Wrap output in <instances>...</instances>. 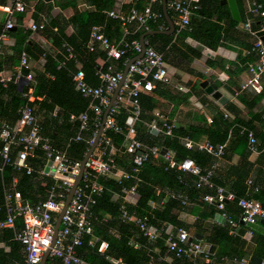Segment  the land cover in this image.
Listing matches in <instances>:
<instances>
[{
    "label": "built area",
    "instance_id": "built-area-1",
    "mask_svg": "<svg viewBox=\"0 0 264 264\" xmlns=\"http://www.w3.org/2000/svg\"><path fill=\"white\" fill-rule=\"evenodd\" d=\"M114 1V7L106 14L109 18L118 20L122 27L136 25L138 29L146 32L150 31L149 25L154 24L157 26V31L168 30L161 14L152 8L153 3L158 0H149V3L142 8L138 6L141 0ZM164 2L166 11L175 18L174 36L176 37L182 30L189 27L193 13L199 10L200 0H164ZM25 11L24 0H12V6L8 13H24ZM248 14L259 19L257 30L251 28L249 20L244 24L245 30L254 37L249 53L254 54L256 59L248 64L249 77L241 86V89L259 93L264 80V10L259 3L249 0ZM12 27L13 22L8 17L0 31V42L6 39L7 32ZM44 29L43 24H31L29 26L32 33L41 32ZM94 43H98L99 48L105 52L106 56L114 60L120 59L129 51L134 53V57L142 52L139 41L127 43L121 40L118 43H113L96 28H93L90 34L87 45L89 50L93 49ZM144 46L142 57L134 60L129 65L103 125L104 111L122 80L123 71H114L110 67L105 72L99 71L97 73L99 79L97 86L90 85L86 81L84 72L81 69L73 74L74 87L83 98L89 100L88 110L93 115L91 119L87 112L77 116H69L71 121L79 122L78 134L74 141H85L87 149L84 156L89 151L100 128L101 133L96 148L85 163L80 183L74 190L71 201L62 215L61 224L53 245L55 222L78 175L80 161L69 159L66 151L57 149L50 143L49 139L39 135L33 108L28 104L19 110V118L15 125L10 126L5 123L0 125V165H12L15 169H23L27 174H30L32 169L28 164V159L33 157L34 148L39 146L45 159V164L39 171V175L48 177L54 182L50 188L48 198L37 204L25 202L20 192L16 190L8 191L4 195L0 211H4L5 217L0 220V229H12L14 240L22 245L24 259L20 264H40L47 250H49V254L45 264H88L78 257L76 250L81 245L83 236L92 233L89 222L90 207L94 204L95 198L100 197L103 193V187L97 179L113 178L120 183L129 177L114 164L113 156L119 153H125L131 157L132 173L134 174L140 171L148 158L157 159L161 157L167 163L168 168L197 176L198 185L203 184L214 189V193L204 195L202 201L214 205L221 217L226 218L231 227L235 226L236 223L226 216L225 202L236 203V207L240 211L239 220L243 225L249 227V235L252 233L250 227L254 226L259 220L264 221V208L258 200L251 197H237L225 188L213 186L210 183L209 178L212 175L214 166L211 169L204 170L188 158L178 161L175 154L164 147L158 145L147 146L138 140L136 124L141 122L140 95L151 93L157 82L167 83L169 81V73L163 55L155 51L147 42H144ZM62 48L67 52L68 59L74 57L73 50L67 44H62ZM128 63L127 60L125 66ZM28 68L29 58L26 53L22 52L19 69L22 71ZM19 78H23L27 82V90L23 94L27 103L41 101V97L33 95L34 76L32 73L22 76L19 72L15 79ZM7 80L9 79H6L0 72V84L5 85ZM179 89L182 88L179 87ZM121 111L127 113L124 127H120L115 120V117ZM207 121L210 123L211 118H207ZM175 124V120L168 119L165 113L158 109L153 111V118L149 122L143 123L147 131L153 136H164L170 139L175 137L173 134ZM107 131H112L124 137L120 147L113 144L106 135ZM239 132L246 133L249 153L259 154L260 149L253 134L244 128H240ZM83 133H89L88 138L83 139ZM182 142L187 150L196 147L216 158H220L224 154L225 145L213 146L207 142L196 143L187 138L182 139ZM19 147L20 150L16 152L15 157L11 158V150ZM163 150H165L164 153H162ZM123 192L124 196L136 195L135 187ZM120 220L135 225L142 236L150 241H155L164 233L165 244L176 258L192 259L203 254L206 260L213 261L215 259V257H209L201 243L195 241L183 229L157 230L148 224L147 217L140 218L134 213H128L123 205L120 208ZM17 221L20 223L19 229L15 228ZM89 245L95 247L96 253L103 256L109 248L108 242L96 239L91 240ZM241 263L246 264L247 262L242 261Z\"/></svg>",
    "mask_w": 264,
    "mask_h": 264
},
{
    "label": "crops",
    "instance_id": "crops-1",
    "mask_svg": "<svg viewBox=\"0 0 264 264\" xmlns=\"http://www.w3.org/2000/svg\"><path fill=\"white\" fill-rule=\"evenodd\" d=\"M221 1L216 3L215 0H201L200 9L193 13L189 27L182 30L175 38L173 37L171 41L173 47L164 51L161 49L167 65L169 81L167 83L157 82L154 91L148 95L154 100L155 110H161L166 115L173 114L178 126L179 124L200 126L206 131H212V121L209 123L207 118L212 119L217 115L230 124L228 135L221 143L225 145L226 156L223 158L213 156L216 168L211 181L234 195L251 196L260 201L264 207V80L259 93L241 89L249 77L248 64L256 59L254 54L249 53L254 37L245 30L244 24L249 20L251 24L258 26V20L255 21L253 19L255 17L248 14L249 0H234L237 19L232 15L229 5L222 4ZM258 2L264 10V0H258ZM156 3L158 1L152 5L154 11L157 8ZM24 4L26 7L24 13L9 14L12 0H0V26L2 25L3 28L8 17L13 22V27L7 33L6 39L0 42V72L6 79H9L6 84L14 81L18 88L27 85L23 78L15 79V76L22 72L19 69V54L24 52L28 56L29 68L27 70L29 73L34 76L37 72H42L45 60L38 55L37 50L44 51L50 56L60 53L51 39L52 34L49 33H57V28H51L52 22L57 20L60 22L59 25L63 26L61 20L70 19L75 12L94 11L93 0H50L47 2L24 0ZM159 7L162 11L161 1ZM167 14L175 31V18L168 12ZM109 19L92 29L96 28L100 33L105 34L107 24L111 22ZM31 24H43L47 33L30 32ZM111 29L113 33L124 37L129 34L130 30H132L131 33L140 30L136 25H129L125 28L117 26ZM73 32V27L67 26L64 30V38L70 39ZM144 42L147 41L144 39ZM155 46L161 47V42L156 41ZM70 48L73 50V47ZM75 53L78 57L75 67L77 70H82V56ZM104 64V60H97L99 68H102ZM50 79H52L51 76ZM202 82H207L208 86L219 91L227 99L226 103L220 105L207 95L200 87ZM225 86L231 92L224 88ZM179 87L182 89L180 90ZM3 99L8 103L11 101L9 96H4ZM38 118L42 121L43 113L38 115ZM199 119H203L204 122L200 124ZM240 128L248 129L253 134L260 146L259 154H250L243 138L231 139L232 134ZM60 136L63 137L62 134ZM208 141L207 135L201 134L195 142L208 143ZM189 174L186 176L197 177ZM249 181L251 183H248ZM197 186L207 185L197 184ZM166 195L173 194L167 192ZM139 198L136 193L135 196H124L122 200L127 204L136 205ZM111 199L118 201L119 197L113 195ZM24 201L30 203L27 200ZM226 205H228L226 216L236 223L235 226L231 227L227 219L214 210L212 204L200 199L175 208L174 221L176 225L185 229L190 237L200 242L210 257H222L224 260L220 264H242V261L248 263L252 255L264 258V221L259 220L250 227L252 233L249 235V227L239 220V209L234 206L233 202H226ZM151 207L157 206L151 203ZM105 218L108 217L105 216ZM15 228H20L19 221L16 222ZM165 229L172 231L175 228L169 224ZM109 234L112 236L111 243L121 241L122 245L126 243V245H132L134 249L141 250L145 254V264H176L165 244L164 233L155 241L147 239L151 244L160 243V246L153 249L142 246L138 239L139 235L135 236L136 239L128 238L126 241L124 238L121 240L116 231H110ZM11 243V238L0 240V249L6 254L0 259V264L18 263L12 255H9ZM19 257L24 259L23 247ZM189 262L191 264H213V261L206 260L203 254Z\"/></svg>",
    "mask_w": 264,
    "mask_h": 264
},
{
    "label": "trees",
    "instance_id": "trees-1",
    "mask_svg": "<svg viewBox=\"0 0 264 264\" xmlns=\"http://www.w3.org/2000/svg\"><path fill=\"white\" fill-rule=\"evenodd\" d=\"M160 1L161 0H158V3H156L157 8L155 11L161 14L162 20L168 26L163 11H161L159 7ZM215 1L216 3L219 2V0ZM253 1L259 3L258 0ZM148 2L149 0L139 1V8L144 7ZM92 5L94 8L92 12L85 10L82 12H75L70 19H62L61 23L63 26H60V22L57 20L52 22L51 28H57V33H49L52 34L51 39L53 43L57 49L60 50L59 54L50 56L44 51L37 50L38 55L44 58L45 64L43 66V71L37 72L34 75L33 95L35 97H41V101L27 103V100L23 97V94L27 90L26 86H22L21 89H19L14 81L6 85L0 84V125L2 123L10 126L15 125L19 118V110L28 104L33 108L39 135L49 139L50 143L57 149L66 151L69 159L73 161H81L84 158L87 145L84 140L78 142L74 141V138L78 134L79 122L71 121L69 116H77L83 112H87L90 119L93 118L92 112L88 110L89 100L83 98L78 91H76L72 80L73 74L77 71L75 64L78 61V57L75 52L82 56L81 64L85 79L93 86L99 84L97 75L99 71L105 72L108 67L112 68L114 71H123L125 62L134 58V53L129 51L118 60L110 59L106 56L105 52L99 48L98 43H94L92 50L88 49L87 45L90 40L92 27H96L109 19L106 12L113 7L114 0H93ZM169 14L171 15V13ZM253 19L259 22V19ZM109 20L111 22L107 24L105 28L106 33L103 34V36L113 43H118L121 40L127 43L139 41L140 37L145 33L142 30L131 33L132 30H130L126 37L118 33L115 34L111 28H116L117 26H121V24L118 20ZM67 26H72L74 30L70 39L64 38V30ZM250 26L253 30H257L258 28L257 24L250 23ZM149 27L151 31H157L156 25L150 24ZM9 31L7 33H9ZM41 32L47 33V30L44 29ZM173 37L175 38L174 35L171 37V35L156 34L147 36L145 40L155 51L162 54V50H169L173 47L171 43ZM65 41L67 43H65ZM156 41L161 42V47L155 46ZM62 44L73 47L74 57L72 59H67V52L62 48ZM26 52L27 54L29 53L28 48ZM18 57L20 62L21 53ZM98 59L105 61L102 68H99L97 65ZM21 73L22 76H25L29 71L23 69ZM50 76L52 79H50ZM148 94H141L139 98L142 111L140 116L141 122L136 124L138 140L147 146L158 145L172 151L178 161L188 158L204 170L211 169V167L216 164L215 158L196 147L190 150L185 149L182 139L187 138L195 142L197 137L201 134H206L209 144L213 146L222 145L221 143L224 142L228 135L230 124L224 122L222 118L217 115L211 119L212 131H206L200 126L194 127L191 125L179 124L178 127L174 126L173 128L175 137L172 139L164 136H153L143 125V123L149 122L153 118V111L155 110L154 100ZM4 96L10 97V103L3 99ZM41 113H43L42 121L38 118V115ZM166 116L170 120H175L173 114ZM126 118L127 113L121 111L120 114L115 117V120L120 127H124ZM203 122V119H199L200 124ZM246 130L248 131V129ZM60 134H62L63 137H61ZM106 135L117 147H120L124 141L122 135L112 131H107ZM88 136L89 133L82 134L83 139L88 138ZM234 138H243L247 145L245 132L240 133L239 130H236L231 136L232 140ZM258 147L260 149V146ZM18 150H20V147L11 150V158L15 157ZM43 154L39 146L34 148L33 157L28 159V164L32 169L30 174H27L23 169L17 170L12 165H0V205L3 204L6 192L12 190L19 191L22 198L29 201L31 204H37L48 198L50 188L54 182L48 177L39 175V171L45 164ZM225 154L226 148L224 149L222 158L226 156ZM113 159L115 166L129 177L128 179L122 180L120 183L111 178L97 179L103 187V193L100 197L95 198L94 204L90 207L91 216L89 222L92 233L91 235L83 236L82 243L77 248L76 252L78 257L88 264H145V254L141 250L134 249L132 245H126V243L122 245L120 244L121 241L118 243H111L112 236L109 233L110 231H116L121 237V240L122 238L126 241L128 238L136 239L135 236L139 235L140 238L138 239L142 246H148L150 249L160 246L158 242L154 244L148 243L150 241L142 236L135 225L132 223H124L120 220L121 206L123 205L128 213H134L137 217H147L148 224L157 230H164L169 224L175 229H183L176 225L174 221L173 211L175 208L189 204L192 201H198L199 199L202 201V197L207 194H213L214 189L209 186H197L198 177H187V172L181 173L168 168L167 163L161 157L157 159L148 158L137 174L132 173L133 165L129 155L119 153L114 155ZM215 168L216 167L212 169L210 181L214 176ZM211 183L213 186H218L212 181ZM133 187H135V191L140 197L136 205L127 204L122 200L124 197L123 191ZM255 191H257V189ZM167 192L173 195L167 196ZM113 195L119 197L118 201L111 199ZM236 196L244 197L245 195ZM151 203H155L157 207H151ZM233 204L236 206L235 202H233ZM212 206L214 210L217 211L214 205ZM226 210L228 211V205H226L225 202V213L227 214ZM105 216L108 218H105ZM4 217L5 213L1 210L0 220H3ZM0 232L2 233L0 240H6L7 238L12 239L11 253H9V255L14 257L13 259L18 262L17 264L22 263L21 260L23 259L19 257L22 245L13 240V230L4 229L0 230ZM92 239L108 242L109 248L104 256L96 253L95 247L89 245ZM171 254L176 264H191V262H189L191 259L185 257L176 258L173 253ZM5 255L3 250L0 249V259ZM221 262L222 257L215 256L212 263L220 264Z\"/></svg>",
    "mask_w": 264,
    "mask_h": 264
},
{
    "label": "water",
    "instance_id": "water-1",
    "mask_svg": "<svg viewBox=\"0 0 264 264\" xmlns=\"http://www.w3.org/2000/svg\"><path fill=\"white\" fill-rule=\"evenodd\" d=\"M44 1L47 2V1H50V0H44ZM221 2H222V4H228V5H229V7H230V9H231V13H232V15L234 16V18L237 19V11H236V8H235V5H234V0H222ZM161 3H162V11H163V15H164L165 19H166L167 22H168V30H167V31H149V32L144 33V34L140 37L139 42H140V44H141V46H142V52H141L139 55H137L136 57H134L133 59H131V60L129 61V63L125 66V68H124V70H123V77H122V80L120 81L119 85L117 86V88H116L114 94L111 96V98H110V102H109L107 108H106L105 111H104V115H103V118H102V125H103V123H104V121H105V119H106V116H107V114H108L109 109L111 108V106H112V104H113V102H114V99H115V97H116V94H117V92H118V90H119V88H120V86H121V84H122V81H123V79H124V77H125V75H126V72H127V70H128L129 65H130L134 60L141 58L142 55H143V51H144V49H145V46H144V39H145V37H147V36H151V35H156V34H162V35L170 36V35H172L173 32H174V26H173V24L171 23V21L169 20V17H168V14H167L166 8H165V2H164V0H161ZM0 28H2V25L0 26ZM22 80H23V79H22ZM200 87H201L202 89H204V91H205V93H206L207 95H209L213 100L217 101L220 105H224V104L226 103L227 99H226V98H225V97H224L219 91H217V90L213 89L212 87L208 86L207 82H202V83L200 84ZM224 88H226L227 90L230 91V89H229L227 86H225ZM19 89H21V86L19 87ZM230 92H231V91H230ZM232 93H233V92H232ZM175 127H178V124H177V123L175 124ZM100 133H101V128H100L98 134L96 135V137L94 138V141H93L91 147L89 148V151H88L87 154L84 156V158L80 161V168H79L78 175H77V177H76V179H75L74 184L72 185V187H71V189H70V191H69V194H68V196H67V198H66V200H65V202H64V205H63V207H62L60 213H59L58 216H57V219H56V222H55V227H54V236H53L52 245H53V242H54V240H55V238H56L57 232H58V230H59V227H60V224H61V218H62V215H63L64 211L66 210V208H67L69 202L71 201L72 194H73L74 190L76 189V187H77V186L79 185V183H80V180H81L82 174H83V172H84L85 163L87 162L89 156L93 153L94 149L96 148V145H97V142H98V139H99ZM164 152H165V150L162 151V153H164ZM48 164H50V163H48ZM52 245H51V247H52ZM48 254H49V250H47L46 253L44 254L43 259H42V261H41L40 264H45V263H46V259H47ZM247 264H264V258L258 257V256H256V255H252V256L249 257V261H248Z\"/></svg>",
    "mask_w": 264,
    "mask_h": 264
}]
</instances>
